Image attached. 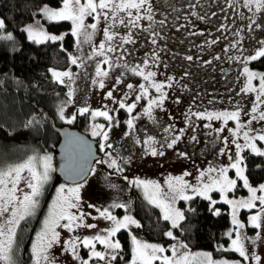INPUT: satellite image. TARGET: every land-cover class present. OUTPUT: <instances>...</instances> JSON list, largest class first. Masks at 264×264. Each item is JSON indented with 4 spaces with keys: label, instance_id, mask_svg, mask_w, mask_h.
<instances>
[{
    "label": "rangeland",
    "instance_id": "rangeland-1",
    "mask_svg": "<svg viewBox=\"0 0 264 264\" xmlns=\"http://www.w3.org/2000/svg\"><path fill=\"white\" fill-rule=\"evenodd\" d=\"M84 2V0H82ZM52 9H59L63 6V0L60 5L53 6L45 3L41 6ZM153 20L142 19L139 21V28L125 27L117 23L111 31L118 33V36L111 42L106 41L104 29L111 23L103 18L97 23L93 32L91 42H85L81 36L79 41L73 35L74 24L70 21V30L73 35V44L70 49L72 56L77 57L78 63L68 70H54L55 72L70 71L72 78L62 77L66 85V98L61 103L64 109V122L77 115L79 109L88 107L90 112L93 110H109V114L115 117L112 124L114 125L109 132L108 144L103 154L110 153L108 156H100L94 160L89 174L81 181L68 182L58 181L49 198L39 227L35 233L32 242L33 259L31 264H35V253L33 245L37 242L38 234L42 233L45 227V221L50 218L54 202L58 199L59 189L63 185L65 189L80 186L79 191V208L72 209L77 215L83 213V221L79 228H73L72 231L57 227L56 231L60 233L57 242L49 250V262L42 261L41 264H82V260L89 259L91 250L84 247L82 243L77 244V252L81 260H77L68 248V241L79 237L82 241L84 238H93L97 235H106L107 229L114 226V222L100 216L97 209L103 211L107 209L117 219H123L126 215H131L135 220L132 210V201L135 194L145 198L149 203L151 201L146 194L142 185L133 183L134 181H150L159 185L160 198L171 202V196L176 193L170 188L168 181L170 178L183 176L184 180L193 186H200V173L207 172L209 168H228V176L237 179V185L234 190L227 193L228 199L239 200L247 199L251 193L248 188L243 186V181L236 177L235 170L230 167L231 163L237 156H243L245 153L255 154L249 148L243 147L245 140L243 132L248 131L250 136L264 134V120L259 119V112L264 111V97L261 101L256 100L259 94V75L252 80L254 91H242L248 87L247 74L243 68L247 66L250 71L264 74V69L253 66L246 58L254 55L262 47L264 41V9L257 10L255 4L246 6V0H151ZM40 8V9H41ZM135 14L136 10H132ZM41 12V11H40ZM127 19L126 12L120 13ZM144 15V10H141ZM51 20L41 12L34 21L25 25H33L46 31L50 35L57 33L47 28V22ZM160 21L164 23L161 24ZM255 21V22H253ZM85 25L96 23L93 16H88L84 20ZM257 25H260L257 27ZM131 33L135 43H122L119 37H127ZM155 33V36L153 35ZM27 34V33H26ZM156 43H152V39ZM213 41H215L213 43ZM105 43V53L108 57V63H104L105 57L97 55L98 45ZM79 44V47H78ZM111 44L116 48L115 52H107V47ZM233 45H235L233 47ZM158 55L159 59H156ZM191 56L189 60L187 57ZM218 57V58H217ZM237 57L239 59H237ZM147 61V66H145ZM247 62L244 64V62ZM108 71L107 77H97V65ZM109 64L113 67L109 68ZM140 66L144 71H153L156 73L155 82L163 83L165 86L163 92L167 93L162 107L153 106L151 117L145 114L144 109L148 106L150 99H158L160 93L155 88H149V95L142 96L136 102V96L140 95L138 86L150 83L143 77L133 74L129 71L132 67ZM229 67L225 72L223 68ZM72 69V70H71ZM117 78L121 80L116 83ZM103 79L105 87H99V81ZM94 81H96L94 83ZM132 84L135 90L127 88ZM170 84V86H169ZM112 90L113 97H107V92ZM69 91L73 95L69 97ZM124 100L126 104L136 102V108L131 114L125 109H120L116 101ZM257 107V112L253 113L252 108ZM59 109V111H60ZM118 109V111H112ZM240 111L239 123L245 125L240 129L239 135L235 134L237 121L229 120L224 123L223 118L207 119L209 113L234 112ZM89 115L90 136H93L92 126L103 124L105 129L108 128L109 122L104 117H95ZM197 113L205 114L203 117ZM136 116L134 127L129 129L127 120ZM257 119L253 120L252 117ZM60 118V116H59ZM62 120V119H61ZM116 121H119L118 125ZM251 121L249 124L248 122ZM68 123V122H67ZM71 124V123H70ZM169 126H171L170 130ZM223 129V131H219ZM183 130V135H181ZM127 133V134H126ZM173 136H180L178 142L168 148L167 144L171 142ZM196 139L193 140L192 137ZM99 137V147L104 143L101 136ZM149 137L152 143H147ZM227 138V144H225ZM243 147V151L238 152L236 143ZM217 142V144H215ZM257 148L264 151V141L256 139ZM157 152L162 151L164 155H151V148ZM223 150V154H222ZM181 153L186 155L182 156ZM51 157L50 175L55 171L54 168L58 162L64 158L62 154L55 151V148L49 153L32 154L24 160L17 163H8L0 166V171L6 172L18 164L26 162L30 157H37V169L43 170V162L40 158L44 156ZM232 156V160L229 159ZM256 155V154H255ZM106 157L115 159L119 168L109 167ZM111 157V158H110ZM263 163H264V157ZM246 163V161H245ZM190 173V175H184ZM213 175H216L215 173ZM246 175V172H245ZM22 176H29L27 170ZM247 176V175H246ZM48 179L42 186L39 195L35 198L37 204L32 214L37 210L41 197L44 193V187ZM249 180L252 187H258L264 184V180L255 184ZM203 183H208V177L203 178ZM9 187L11 185L9 184ZM17 196L22 199L24 193L31 192L23 179L18 184ZM67 195V191H65ZM185 195H197L191 189H187ZM211 200L222 201L224 194L218 190H212L208 193ZM257 195H264L258 192ZM204 197V196H203ZM209 200V199H208ZM211 202V201H210ZM254 209H239L237 218L245 224V228L240 230L243 237L250 239L244 240V246L249 253L247 261L242 258L238 252L231 250V239L217 245L219 250L212 251L208 249H191L187 246V252L192 255L195 253L208 252L214 261H227V264H257L252 259V255L261 257L259 264H264V213L261 212L259 201ZM123 204L125 207H117ZM153 204V203H151ZM227 204V203H226ZM163 216V209L157 204ZM189 206V201L183 200L177 196L174 207L184 213L185 208ZM232 224V206L227 204ZM11 208V205L8 206ZM254 214L261 215V228H254L251 225L250 218ZM10 216V211L0 217V223L4 218ZM138 221V220H137ZM61 224L66 221H61ZM171 226V221H169ZM88 224L96 225L95 228L87 227ZM235 226L231 225V230ZM17 229V228H16ZM129 233L130 241L134 249L132 237L135 236L143 243L158 244L167 249L165 255L171 256L172 246H177L179 252L185 251L180 249L179 245L186 243L179 239L173 232L176 239H171L167 245L164 240H150L137 229V225H129L126 229ZM173 231L172 226L168 231ZM259 235L260 239H256ZM119 240L118 235L112 238ZM255 240V244L251 243ZM120 242V240H119ZM223 246V248H221ZM95 250L102 252H111L105 245L95 242ZM119 250H117L118 252ZM233 251L234 253H231ZM134 256L132 255L130 262ZM111 259L101 260L92 258L90 264H109ZM0 264H6L0 260ZM11 264H14V254L11 253ZM155 264H163L162 261H156ZM192 264H205L203 257H198Z\"/></svg>",
    "mask_w": 264,
    "mask_h": 264
},
{
    "label": "snow or ice",
    "instance_id": "snow-or-ice-1",
    "mask_svg": "<svg viewBox=\"0 0 264 264\" xmlns=\"http://www.w3.org/2000/svg\"><path fill=\"white\" fill-rule=\"evenodd\" d=\"M255 4L257 10L264 9V0H246V6H251ZM132 10H136L135 14ZM141 10H144V15H141ZM40 11L47 17V19L51 21H72L74 24L73 35H75L79 41V38L83 36L85 38V42H91L93 32L89 31V29L95 30L97 28V23L103 18L106 22L111 21L110 24L104 29V36L106 37V41L111 42L117 36L118 33L111 31L115 27L117 23L120 25H124L125 27L131 28H139V21L142 19H146L148 21L153 20L152 16V6L151 0H63V6L59 9H52L47 6L40 9ZM126 12L127 19L124 16H121L120 13ZM88 16H93L96 20V23H92L90 25H85L84 20ZM255 22V21H253ZM163 24V21H160ZM260 25H257L259 27ZM5 27V23L3 19H0V29ZM24 31L27 33V38L30 41L35 43H44L46 41H62L64 39L63 35H50L46 31L36 28L33 25H28ZM155 36V33L153 34ZM6 39H12L11 34L5 37ZM122 43H135V40L132 38L131 33L127 37H119ZM215 41H213L214 43ZM152 43H156V39H152ZM262 47L259 51H256L254 55L247 57V60H256L258 58L264 57V41L261 42ZM235 45H233L234 47ZM79 47V44H78ZM105 43L102 42L98 45L97 55L105 57L104 63H108V57L105 53ZM116 48L112 47L111 44L107 47V52H115ZM218 58V57H217ZM156 59H159L158 55ZM187 59L191 60L192 57L189 56ZM237 59H239L237 57ZM71 63L77 64L78 59L75 56L71 57ZM145 66H147V61H145ZM113 67L112 64H109V68ZM133 74L139 75L143 77V79L147 82H150L147 86L145 84H140L138 86V90L140 95L136 96V102H138L142 96L149 95V88H155L157 93H160L158 99H150L148 101L147 108L144 109L145 114L151 117L153 106L162 107L163 101L167 96V93L163 92L164 84L157 83L154 80L156 73L153 71H148L147 73L144 71V68L140 66L132 67L129 69ZM243 72L247 74L248 87L243 89L242 91H254L252 88V80L259 75V94L256 96L257 101H261L262 97H264V74H258L257 72L250 71L247 66L243 68ZM97 77H107L108 71L104 70L100 65H97L96 70ZM53 75L56 80L60 83H64L62 77L72 78V73L70 71L65 72H55L53 71ZM96 81H94L95 83ZM121 80L117 78L116 83H120ZM170 86V84H169ZM99 87L103 89L105 84L103 79L99 81ZM127 88L130 90H135L132 84H128ZM69 97L73 95L72 91L68 93ZM107 97H113V91L110 90L107 92ZM136 102L131 104H126L124 100L116 101L119 104L120 109H125L129 114L133 112L136 108ZM118 111V109L112 110ZM90 109L88 107H83L79 109V114L84 115L89 113ZM252 112H257V107L252 108ZM90 115L94 119L95 117H104L108 122V128L105 129V125H93L92 126V135L93 136H101L104 143L100 144V148L103 151L106 147H111L108 144L109 140V132L111 128L114 126L112 122L115 117L109 114V110H93L90 112ZM196 115L203 117L205 114L197 113ZM60 119H65L64 109L61 107L59 111ZM217 119L220 120L223 118L224 123L227 124L229 120L237 121V127L235 130V134L239 135L240 129L245 127V125L240 124V111L234 112H221V113H209L207 114V119ZM76 119L75 115H71V117L67 120L68 123H72ZM137 119L136 116L131 117L127 120V125L129 129L134 127V121ZM253 120L257 119L256 116L252 117ZM259 119L264 120V111L259 112ZM31 124V121L29 122ZM119 121H116L118 125ZM249 124L251 121L248 122ZM171 126H169L170 130ZM219 131H223V129H219ZM127 134V133H126ZM181 135H183V130H181ZM243 138L245 140V144L243 147L249 148L251 152L255 153L258 156L264 157V151L257 148L255 144V140L259 139L260 141H264V134L258 136H250L248 131L243 132ZM180 139V136H173L171 138V142L167 144L168 148H172ZM193 140L196 139L195 136L192 137ZM147 143H152V138L149 137ZM225 144H227V138H225ZM233 143H236L234 140ZM243 147L236 143V148L238 152L243 151ZM152 156L164 155L162 151L157 152V150L153 147L150 150ZM223 154V150H222ZM106 155H111L110 153H106ZM180 155L184 156L186 154L181 153ZM37 157H30L26 162L18 164L12 168H9L6 172L0 171V217H4V214L10 211V216L4 218L3 222L0 223V260L6 262V264H11V253L13 251V246L15 243L16 236V228L19 225L21 220H24L27 216L31 215L36 204L37 200L35 199L43 186V184L49 179V172L51 170V157L44 156L40 158L43 162V170L38 171L37 169ZM229 159L232 160V156L229 155ZM109 167L116 168L118 171L121 170L117 161L115 159L111 160ZM230 167L235 170L236 177L243 181V186L248 188V191L251 193L250 197L247 199H228L227 193L231 190H234L237 185V179H232L228 176V168H220L217 170L216 168H209L207 172L200 173V186H193L184 180L183 176L170 178L168 184L170 188L176 193V195L171 196V202L168 201L167 197L165 199L160 198V188L159 185L154 184L150 181H134L133 183L142 185L146 194H148V198L153 204H157L163 209V219L165 221H171L172 228H178L181 221L185 219L184 213L174 207V203L179 198L190 201L193 199L191 195H185V191L187 189H191L195 194L199 196H204L209 199L211 203L214 205L217 201L211 200V197L208 195L212 190H218L223 193V200L232 206V224L235 228L232 231L226 233V236L229 238L233 237L235 233V238L231 239V250H234L239 253V255L244 258L245 261L249 259V253L246 251L244 246V240L250 239L248 237H243L241 235L240 230L245 228V224L242 223L237 218V212L239 209H254L257 207V201L260 203L261 212L264 213V195H257L258 192L264 193V184H260L258 187H252L249 184L248 177L245 175L247 165L244 161L243 156H237L233 163H231ZM257 167H260L258 165ZM27 170L29 176H22V173ZM216 175H213V174ZM186 175H190V173H185ZM208 177V183H203V178ZM26 181L27 187L31 189L30 194L24 193L22 199L17 196L18 192V184L21 180ZM9 184L11 187H9ZM67 191V195L65 194ZM79 191L80 186H76L73 188H68L67 190L62 185L59 189L58 199L54 202L53 209L50 213V218L45 221V227L42 233L38 234L37 242L33 245V251L35 253V264H41L42 261L49 262L50 257L48 255L49 250L53 247V244L58 241L60 237V233L56 231V228L63 227L64 229H68L72 231L73 228H79L81 226V222L83 221L84 214L81 213L77 215L72 211V209L79 208ZM11 205V208L8 206ZM117 207H125V205L120 204L116 205ZM189 211H195V209H188ZM100 216L106 218L107 220L113 221L114 226L110 229L105 230L106 235H97L93 238H84L82 241L79 237H75L70 239L68 243V248L66 250L70 251L73 257L77 260H81V257L77 252V244L82 243L84 247H87L91 250V255L89 259L82 260V264H90V260L92 258H99L101 260L110 259L115 260L117 255V250L121 249V244L119 240H113L112 238L116 236V234L121 229H127L129 225H137L138 221L135 220L131 215H126L123 219H117L113 216L107 209L100 211L97 209ZM215 215H219L220 212L218 209L214 210ZM61 221H66V223L61 224ZM251 225L254 228H261V215L254 214L250 218ZM87 227L95 228L96 225L88 224ZM167 237L172 239H176L173 235V231L169 230L165 233ZM256 239H260L259 235ZM133 243L135 245L133 251L134 256L132 259V264H155L156 261H162L163 264H192L194 260L198 257H203L205 264H227V261H214L211 257V253L208 252H198L190 255L187 252V245L180 244L179 248L184 249L185 251L179 252L177 246H172L171 248V256L165 255L167 249L158 244L152 243H143L138 240L135 236L132 237ZM98 241L100 244L105 245L108 250L111 252H102L95 250V242ZM251 243L254 245L255 240H251ZM223 248V246H221ZM229 250V249H224ZM252 259H254L257 264L261 260V257L258 255H252ZM110 264V262H109Z\"/></svg>",
    "mask_w": 264,
    "mask_h": 264
},
{
    "label": "trees",
    "instance_id": "trees-1",
    "mask_svg": "<svg viewBox=\"0 0 264 264\" xmlns=\"http://www.w3.org/2000/svg\"><path fill=\"white\" fill-rule=\"evenodd\" d=\"M61 2L62 0H0V19L5 23V27L0 29V166L20 162L32 154L49 153L54 148L57 151L59 135L54 130L53 123L56 126L70 124L59 118L61 103L66 98V85L53 75L54 70H68L74 66L70 53L73 44L70 21H50L46 24L51 31L64 36L62 41L38 44L30 41L24 31L26 24L40 16L43 4L58 6ZM9 34L12 39L5 38ZM249 63L264 69V57L250 60ZM70 125L90 135L88 113H77ZM91 137L100 141L99 137ZM104 155L109 157L100 151V156ZM108 161L106 157V162L110 164L111 161ZM245 161L246 175L250 181L257 184L264 180L263 158L245 153ZM49 179L37 210L17 226L12 251L14 264H31V245L45 206L56 183L63 180L56 171ZM189 208L195 211H189ZM216 209L219 210V215L214 214ZM132 210L138 220L137 229L144 236L150 240H164L167 245L171 242L172 238L165 235L171 227L170 223L163 219L157 206L135 194ZM184 216L185 219L178 228H173V232L188 247L224 251L219 250L217 245L228 241L226 233L231 230L226 203L217 201L213 205L207 198L194 195L184 210ZM117 235L122 247L110 264H132L130 258L133 247L128 231L121 229Z\"/></svg>",
    "mask_w": 264,
    "mask_h": 264
},
{
    "label": "water",
    "instance_id": "water-1",
    "mask_svg": "<svg viewBox=\"0 0 264 264\" xmlns=\"http://www.w3.org/2000/svg\"><path fill=\"white\" fill-rule=\"evenodd\" d=\"M53 128L59 135L56 150L64 156L55 167L57 175L68 182L83 180L100 156L99 140L70 124L53 123Z\"/></svg>",
    "mask_w": 264,
    "mask_h": 264
},
{
    "label": "flooded vegetation",
    "instance_id": "flooded-vegetation-1",
    "mask_svg": "<svg viewBox=\"0 0 264 264\" xmlns=\"http://www.w3.org/2000/svg\"><path fill=\"white\" fill-rule=\"evenodd\" d=\"M246 63H247V62L245 61L244 64H246ZM228 69H229V67H225V68H223V70H224L225 72H227ZM215 144H217V142H216Z\"/></svg>",
    "mask_w": 264,
    "mask_h": 264
}]
</instances>
